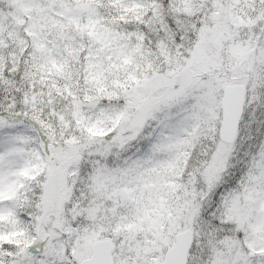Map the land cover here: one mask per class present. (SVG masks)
<instances>
[{"label": "snow or ice", "instance_id": "6c2138e0", "mask_svg": "<svg viewBox=\"0 0 264 264\" xmlns=\"http://www.w3.org/2000/svg\"><path fill=\"white\" fill-rule=\"evenodd\" d=\"M0 264H264V0H0Z\"/></svg>", "mask_w": 264, "mask_h": 264}]
</instances>
